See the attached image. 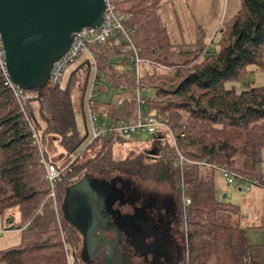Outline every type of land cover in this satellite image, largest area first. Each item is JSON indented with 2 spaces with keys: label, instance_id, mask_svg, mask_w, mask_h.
<instances>
[{
  "label": "trees",
  "instance_id": "1",
  "mask_svg": "<svg viewBox=\"0 0 264 264\" xmlns=\"http://www.w3.org/2000/svg\"><path fill=\"white\" fill-rule=\"evenodd\" d=\"M109 2L138 55L155 63L149 69L142 63L137 81L128 71L132 63L119 32L104 43L90 45L91 56L82 51L63 84L46 81L41 89H24L28 99L15 98L0 70V215H15L11 226L23 228L19 244L0 250V261L82 264L78 232L63 218L60 204L65 188L85 174L170 186L183 235L179 264H264V244L247 243L245 227L218 217L220 212H234L236 206L218 198L222 192L216 189L215 168L196 163L178 167L176 162L181 155L224 166L244 179L260 174L256 164L264 148V82L239 91L226 83L244 84L250 65L264 72V0H236L209 45L200 31L194 44H171L160 18L163 0ZM93 66L97 75L88 97ZM138 85L154 92L140 97L142 113L161 114L174 144L167 138L158 140L163 134L152 135L151 153L113 159L111 144L124 137L99 135L93 140L98 149L86 161H78L77 156L68 163L51 160L57 166L66 164L55 186V199L48 196L30 126L38 135L43 158L50 160L45 146L53 138L66 155L72 154L85 140V104L98 118L126 122L134 111ZM100 92L109 94L107 101L97 103L94 95ZM116 99H121L119 105ZM99 104L104 113L99 112ZM183 198H188L187 205Z\"/></svg>",
  "mask_w": 264,
  "mask_h": 264
},
{
  "label": "water",
  "instance_id": "2",
  "mask_svg": "<svg viewBox=\"0 0 264 264\" xmlns=\"http://www.w3.org/2000/svg\"><path fill=\"white\" fill-rule=\"evenodd\" d=\"M103 9L104 0H0V42L11 84L26 90L41 89L52 62L68 48L72 33L81 27L98 26ZM114 184L113 179L84 174L62 194V216L77 230L82 250L96 246L108 252L117 250L116 235H101L114 229L99 212L103 211L100 203L108 202L111 193L110 203L116 199L118 188L115 190Z\"/></svg>",
  "mask_w": 264,
  "mask_h": 264
},
{
  "label": "built area",
  "instance_id": "3",
  "mask_svg": "<svg viewBox=\"0 0 264 264\" xmlns=\"http://www.w3.org/2000/svg\"><path fill=\"white\" fill-rule=\"evenodd\" d=\"M114 32H119L122 36L123 43H125V47L127 48V59L130 63H132V67L128 70L134 77L135 81L139 79L142 74L141 64L148 66L155 65V63L150 60H144L140 55H138L137 48L130 42L128 39L126 31L122 28L120 23L119 16L116 15L113 10V6L110 4L109 0H104V9L102 11V19L98 26L96 27H81L79 30L72 33L71 41L68 45V48L61 53V55L52 62L51 67L49 69L48 80L52 85H60L63 81V77L66 76L65 69L68 68L70 64H72L78 55L82 53V51H86L89 56H91L88 47L93 43H104L112 36ZM1 41V39H0ZM151 64V65H150ZM157 65V64H156ZM0 70L5 79L6 84L12 90L15 98H27L30 97V94H26L25 90L17 87L15 84H11L8 79L7 72L5 70L4 64V54L2 49V43L0 42ZM127 72V75H129ZM97 75V71L93 66V72L91 74V83L88 89V97L92 96V90L94 88L92 84L93 77ZM145 90L146 88L143 85H138L135 90V105L134 111L131 117L125 121H114L113 123L109 121L107 118H98V115L93 112L90 106L85 104V113H86V133L85 139L88 142H92L95 138L99 137V135H105L111 133L113 136H122L129 137V135L147 132L151 135H161L164 136L158 139L161 140L163 138L169 139V141L173 143L174 135L172 131L168 128L167 124L164 121V117L161 114L142 113V100L139 97L138 93L140 90ZM115 103L119 105L121 103V99H116ZM31 129V137L33 144L36 145L37 151L39 154V162L41 163L44 170V179L47 182L48 196L52 199L55 195V186L57 181H59L60 173L63 170V163L61 165H56L51 160H46L43 158L42 148L39 144V139L36 131L33 127L30 126ZM177 166L181 167L185 163H196L206 165L215 168L217 173L225 180L227 184L235 183L238 185V189L241 191H246L250 187H254L255 190L258 191L257 199L253 202V205L257 202L259 196L264 193V174H259L255 177H250V179H244L240 176L234 174L229 169H226L224 166H212L210 163H206L202 160L193 161L184 159L181 155H178L176 160ZM183 202L187 205L189 203L188 198H183ZM253 205L250 207V215L253 221L258 222L259 216L256 214ZM54 209H56V202L53 201Z\"/></svg>",
  "mask_w": 264,
  "mask_h": 264
},
{
  "label": "flooded vegetation",
  "instance_id": "4",
  "mask_svg": "<svg viewBox=\"0 0 264 264\" xmlns=\"http://www.w3.org/2000/svg\"><path fill=\"white\" fill-rule=\"evenodd\" d=\"M115 182L116 199L100 203L99 211L114 230L102 232L107 238L116 235V251L83 249L79 237L78 256L82 264H179L183 252V235L178 204L173 192L170 196L144 188L133 179L120 176H92ZM73 184V183H71ZM121 191V193H120ZM145 208L150 210L147 216ZM145 214V215H144ZM168 238L171 239L168 242ZM177 241L173 251L172 246ZM173 244V245H172Z\"/></svg>",
  "mask_w": 264,
  "mask_h": 264
},
{
  "label": "rangeland",
  "instance_id": "5",
  "mask_svg": "<svg viewBox=\"0 0 264 264\" xmlns=\"http://www.w3.org/2000/svg\"><path fill=\"white\" fill-rule=\"evenodd\" d=\"M233 0H228L227 5V11L225 14V17H229L234 9ZM78 59L75 60L72 64L68 66V68L65 69L66 76L63 77L62 84L65 82V77H67V74L77 65ZM148 68V66H146ZM80 73H82L80 71ZM83 78V75H82ZM79 81V80H78ZM244 84L241 83H226V86H230L231 84L234 86L235 90L246 88L248 86H257L261 85L264 82V72L255 66H248V72L246 76L244 77ZM76 92L77 89L74 87L72 90V96L73 98H76ZM154 92L149 90H140L138 93L139 97H151ZM95 99L97 100V103L99 102H105L107 101L109 94H103L98 93ZM98 107L99 111H102V108L104 107L103 104H99ZM97 114V112H96ZM82 129L83 127L80 126ZM152 138V135L147 132L142 133H136L129 135V137H124V141H116L111 144V157L114 159H119L124 157L125 155L131 154L133 152H141L149 154V150L151 149V145L148 142ZM57 138H53L50 140L49 144L45 146L47 156L50 160L56 161L57 163L59 161H67L68 163L70 160L77 156L78 161H83L88 159L89 157L93 156L95 152L98 149V142L92 141L87 143V139H85L74 151H72V154H65L64 150L61 148L59 144L56 143ZM167 140V139H166ZM169 140V139H168ZM170 142V141H169ZM147 149V150H145ZM264 148L259 150L258 152V158L259 161L256 164V173L264 174ZM63 162V164H66ZM215 175V185L216 189L220 190L222 193H225V197L221 198L218 196L219 199H221L224 202H228L236 206V210L234 212H220L219 218L221 220L227 221L228 223L236 224L237 222L241 224V221L247 222L245 227V239L247 243L254 244H264V225H258L251 221L250 217V207L253 204L254 198H256V191L253 188H249L246 191H241V189H237L238 185L235 183H229L227 184L225 180L218 174ZM138 184L142 186V189L149 188L150 190L153 189V191H156L157 193H161L166 196L171 195V190H168L170 186H167L166 184H154L149 181L144 180L137 181ZM254 210L256 214L264 213V193L258 198V202L253 205ZM144 213L148 216L150 214V210L145 208ZM144 214V215H145ZM242 217H244L242 219ZM243 227V228H244ZM171 239L168 238V242H170ZM177 244V241H175V244L172 246L173 251L175 250V246Z\"/></svg>",
  "mask_w": 264,
  "mask_h": 264
},
{
  "label": "crops",
  "instance_id": "6",
  "mask_svg": "<svg viewBox=\"0 0 264 264\" xmlns=\"http://www.w3.org/2000/svg\"><path fill=\"white\" fill-rule=\"evenodd\" d=\"M163 1L164 2L163 4H161L159 9L160 18L171 44H194L199 31L202 33L203 40L207 43V45H209L211 39L215 40L217 38L216 29L222 18L225 17L228 0ZM233 2L235 7L236 0H233ZM210 47L209 49H212ZM99 112L104 113L105 111L103 110ZM251 188L255 189L254 187ZM255 191L256 198H254L253 202L257 199L258 191ZM243 218L244 217H242V219ZM16 220L17 217L15 215H10L9 218L0 215V250H5L8 247L19 244V238L21 236L23 228L21 229L11 226ZM244 223L247 222H245V220L241 221L242 227L246 225ZM254 223L256 224V226L264 225L263 212H259V220L258 222ZM0 264H4V262L0 261Z\"/></svg>",
  "mask_w": 264,
  "mask_h": 264
}]
</instances>
